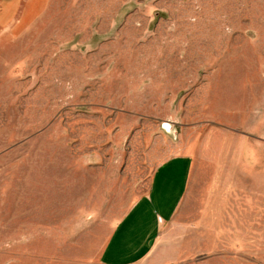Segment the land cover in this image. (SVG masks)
Returning <instances> with one entry per match:
<instances>
[{
  "label": "rangeland",
  "instance_id": "1",
  "mask_svg": "<svg viewBox=\"0 0 264 264\" xmlns=\"http://www.w3.org/2000/svg\"><path fill=\"white\" fill-rule=\"evenodd\" d=\"M176 155L139 264H264V0H0V264H101Z\"/></svg>",
  "mask_w": 264,
  "mask_h": 264
},
{
  "label": "crops",
  "instance_id": "2",
  "mask_svg": "<svg viewBox=\"0 0 264 264\" xmlns=\"http://www.w3.org/2000/svg\"><path fill=\"white\" fill-rule=\"evenodd\" d=\"M35 6L26 12L23 21ZM193 161L189 155L172 156L152 173L149 186L111 230L100 251L101 264H139L173 220L187 193Z\"/></svg>",
  "mask_w": 264,
  "mask_h": 264
}]
</instances>
